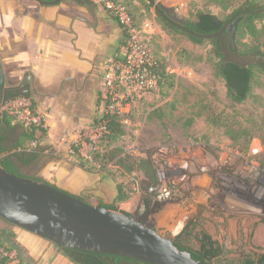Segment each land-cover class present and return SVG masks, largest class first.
Returning <instances> with one entry per match:
<instances>
[{
  "label": "rangeland",
  "instance_id": "rangeland-1",
  "mask_svg": "<svg viewBox=\"0 0 264 264\" xmlns=\"http://www.w3.org/2000/svg\"><path fill=\"white\" fill-rule=\"evenodd\" d=\"M112 1L129 8L137 28L146 31L144 35L154 57L164 62L170 74L175 76L172 88L158 89L132 110L126 117L124 134L112 147L122 150L121 156L130 158L131 162L149 160L152 165L159 147L165 144L188 145L213 158L225 148L228 156L232 157L237 151L244 157L242 162H238L243 171L255 168V165L245 160L251 161L252 156H255L258 173L262 175L264 72L255 70L250 97L244 103L233 104L228 98L225 81L216 76L215 56L211 44H195L185 34L173 33L166 29L153 6H147V0ZM244 1L246 0H158V4L175 12L181 21L195 20L196 13L200 11L211 12L221 19L228 20L235 8ZM258 1L260 6H264V0ZM100 3L104 12L113 17L101 0ZM257 25L262 27L259 21ZM243 44H253L252 38H241V51L246 49ZM227 121L232 122L231 124L244 134V137L236 142L238 145L225 133L223 125ZM24 147H29L28 143ZM39 147L40 141L38 149ZM104 150L102 145L100 152ZM252 150L259 152L254 155ZM22 151H14L12 154ZM35 152L38 153V150ZM17 164L21 175L27 178H41L34 162L28 165L22 162ZM93 166L95 169L88 170L95 176L89 188L80 194L88 203L114 205L117 212L128 213L145 227L155 230L161 237L175 240L177 236H174V233L178 231V221L189 215L187 206L183 205L190 202L195 209L194 217L202 206L206 208L204 226H198L195 232H207L224 248L222 263L240 260L246 255L264 253V211L259 216L252 210L236 205L227 196L229 193L224 191L227 190L226 186L212 187L205 184L200 176L198 183L201 187L195 190L194 200L190 196L185 198L183 203L172 204L152 199L150 204H145L142 184L150 183L152 176L147 175L144 168L138 167L137 171L128 175L122 174L123 171L118 172L112 163L102 166L95 161ZM154 167L155 163L153 169L156 170ZM222 175L228 181V176L223 170ZM233 180L244 189L253 187L255 192H258L261 188L259 180L255 177H239ZM121 183L124 185L126 199L116 202ZM213 212L218 215L213 216ZM3 226L9 231L17 232L14 237L17 249L13 251L15 256L12 264H57L54 261V252H60V249L56 245L0 221V228ZM190 240L185 242V245L198 249L197 240ZM219 263L216 260L213 264Z\"/></svg>",
  "mask_w": 264,
  "mask_h": 264
},
{
  "label": "crops",
  "instance_id": "crops-1",
  "mask_svg": "<svg viewBox=\"0 0 264 264\" xmlns=\"http://www.w3.org/2000/svg\"><path fill=\"white\" fill-rule=\"evenodd\" d=\"M96 2L98 23L94 24L82 6L0 0L3 78L11 86L24 85L30 91L24 95L31 96L47 117L36 170L42 181L76 196L89 188L95 175L78 165L72 146L94 127L105 62L124 43L122 28L104 12L100 0ZM54 253L57 264H67L61 252Z\"/></svg>",
  "mask_w": 264,
  "mask_h": 264
},
{
  "label": "built area",
  "instance_id": "built-area-1",
  "mask_svg": "<svg viewBox=\"0 0 264 264\" xmlns=\"http://www.w3.org/2000/svg\"><path fill=\"white\" fill-rule=\"evenodd\" d=\"M101 2L126 32L123 46L117 54L108 58L104 65L101 78L104 115L121 117L122 123L125 124L126 117L132 110L159 89L160 63L146 41L144 35L146 31L137 28L129 8L112 0H101ZM1 113L3 117L11 118L13 124L23 128H46V115L37 109L33 98L28 95L11 97L1 106ZM106 132L107 123L102 121L82 133L73 144L76 148L73 154L77 161L85 162L87 167L93 166L95 154L101 151ZM38 146L39 141H35L24 151L35 152ZM199 150L188 145L165 144L159 147L154 157L156 183L149 189L152 199L156 202L172 204L183 203L184 199L190 196L194 200L195 190L201 187L198 183L201 176L202 181L212 187L226 186L227 190L224 191L229 193L227 196L232 202L261 216L264 211V169L260 175L259 168L257 169L258 166L255 164L256 157L252 156L251 161L245 159L246 162L255 165V168L243 171L241 170L243 168L238 166V162H242L244 157L237 151L231 157L227 155V150L222 148V153H218V156L213 158ZM258 152L252 150L254 155ZM222 170L228 176V181L222 175ZM239 177L245 179L255 177L259 180L261 188L258 192H255L253 187L244 189L233 180ZM183 206H187L189 215L178 221L177 228L180 229L174 233V236H179L195 212L190 202H186ZM14 256L13 252L0 249V258H7L9 264L14 262Z\"/></svg>",
  "mask_w": 264,
  "mask_h": 264
},
{
  "label": "water",
  "instance_id": "water-1",
  "mask_svg": "<svg viewBox=\"0 0 264 264\" xmlns=\"http://www.w3.org/2000/svg\"><path fill=\"white\" fill-rule=\"evenodd\" d=\"M36 1L44 4L42 0ZM59 2L57 0L53 5ZM147 2L169 24L191 36L201 39L219 38L225 68L227 63H232L242 68L257 66L264 69L263 55L238 53L235 47V27L227 28L226 24L217 34L197 35L186 28V22L181 23L175 12L161 9L158 0ZM79 4L97 24L99 6L96 0H80ZM30 78L27 76L26 82ZM23 87L20 86L21 89ZM15 89L5 81L0 69V120L3 118L1 106L16 95ZM29 93V90H24L19 94ZM1 124L7 129L5 122ZM0 218L61 248L119 256L143 264H205L194 259L188 251L180 250L173 240L161 237L128 213L84 203L44 181L13 175L1 166Z\"/></svg>",
  "mask_w": 264,
  "mask_h": 264
},
{
  "label": "trees",
  "instance_id": "trees-1",
  "mask_svg": "<svg viewBox=\"0 0 264 264\" xmlns=\"http://www.w3.org/2000/svg\"><path fill=\"white\" fill-rule=\"evenodd\" d=\"M143 2L144 0H140ZM148 7L152 6L147 4ZM162 9L165 8L163 5L158 4ZM132 14V13H131ZM158 19L163 24V26L171 30L173 33L185 34L193 43L195 44H205L209 43L213 46V53L215 56V72L216 76L222 78L225 81V86L227 88L228 98L233 104L244 103L252 93V83L255 78V70L258 69L264 72V69L257 66H248L242 68L238 65L227 63L226 68L224 67V56L221 50V41L219 38L215 39H201L191 36L189 33L180 30L171 24H169L162 16L156 13ZM133 16V14H132ZM115 20L116 18L113 17ZM134 18V16H133ZM117 21V20H116ZM257 21L262 23V27L259 28ZM186 22V28L197 35H213L221 32L226 24H232V28L235 27V47L238 49L240 55L248 54H260L264 56V6H260L258 0H246L241 2L237 8L229 16L228 20L221 19L219 16L211 13L200 11L196 13L195 20L184 21ZM118 23V22H117ZM120 26V25H119ZM121 27V26H120ZM123 31V29H122ZM126 36V32L123 31V37ZM249 36L252 38L253 44H243L246 48L244 51L240 50L241 38ZM217 59V60H216ZM160 68L158 73L161 77V83L159 89H164L168 87H173L175 76L170 74L168 68L164 62H160ZM29 96V95H28ZM31 97V96H30ZM34 101V99H33ZM35 103V101H34ZM100 114L96 119L95 125H99L102 121L107 123V132L103 138L102 145L104 146V152H99L95 154V161L99 162L102 166H107L108 164H113L118 172L123 171L122 174L132 175L137 168H144L147 175L152 176L150 183L144 182V203L150 204L152 201V196L149 192L150 187L155 185L156 176L155 169L149 160H142V162H131L130 158L122 157V150L112 147L116 142L119 141L120 137L124 134V124L122 123V118L118 116H108L104 115L105 105L102 101V95L100 98ZM36 106V103H35ZM2 122L7 124V129L2 126ZM230 123V124H229ZM232 122H225L223 127L225 129L226 135L234 141L244 137V134L237 130ZM47 135L46 128H23L20 125L13 124V120L4 116L0 120V166L7 172L25 177L20 174V169L17 162H22L23 164H31L38 157V153L34 152L27 154L24 150L28 147H24L26 143L30 146L35 141H40ZM238 145V144H236ZM23 150L22 153L12 154L14 151ZM75 146H72V150H75ZM29 155V156H27ZM78 165L80 167H87L86 163L78 160ZM264 169V163L262 164ZM95 169L94 166H88L87 170ZM88 170V171H89ZM36 181H42L40 178H30ZM47 183V182H45ZM54 188L59 189L57 186L47 183ZM124 185L119 184L118 196L116 202H123L126 196L123 191ZM61 190V189H59ZM64 191V190H62ZM66 192V191H64ZM68 193V192H66ZM70 194V193H68ZM72 195V194H70ZM84 203H88L82 195H73ZM89 204V203H88ZM100 206L107 207L110 210H117L114 205L100 203ZM0 221L11 225L9 222L2 220ZM202 224V216L198 215L193 220H191L189 226L184 230L185 239L182 241L173 240L174 245L177 246L182 251H188L191 256L205 264H213L214 261L220 262L219 264H264V253L263 254H252L243 256L240 260L233 262L222 263V257L225 255L224 248L219 246L213 241L211 236L205 231L199 232L195 238L201 242V247L199 249H193L185 245V242H190L191 238L194 236L193 232ZM15 233L7 229L0 228V249H4L9 252H13L17 249V244L14 241ZM60 252L63 254L67 264H143L136 260L123 258L119 256H112L106 254H98L89 251H81L74 249L61 248L56 245ZM7 258H0V264H9ZM22 264V263H20ZM54 264V263H53Z\"/></svg>",
  "mask_w": 264,
  "mask_h": 264
},
{
  "label": "flooded vegetation",
  "instance_id": "flooded-vegetation-1",
  "mask_svg": "<svg viewBox=\"0 0 264 264\" xmlns=\"http://www.w3.org/2000/svg\"><path fill=\"white\" fill-rule=\"evenodd\" d=\"M36 1V0H35ZM43 2H44V4H41V3H39L40 4V6H43V7H50V6H60V5H62V4H67V3H69V4H71V5H76V6H82V5H80L79 4V2H80V0H60V2L58 3V4H56V5H53V3L55 2V1H57V0H42ZM70 1H72L71 3H70ZM83 7V6H82ZM184 21H181V23H183ZM227 28H232V24H228V27ZM1 69V68H0ZM14 87H16V89H15V93H16V95L15 96H17V95H21V94H19L21 91L23 92L26 88H25V86L21 89L19 86H14ZM30 92V91H29ZM14 96V95H13ZM13 96H11V97H13ZM199 189H200V187H198ZM199 193V192H198ZM206 208H204L203 206L200 208V211H198V212H196L197 213V216L198 215H201L202 216V224H201V226H204V223H205V218H204V214L206 213ZM228 212H231L230 210H227ZM231 213H233V212H231ZM212 215L213 216H217L218 215V213H212ZM195 217L193 216L192 217V220L194 219ZM232 221V220H231ZM230 221V222H231ZM190 222H191V219L188 221V224L184 227V229L182 230V232L179 234V236H177L176 237V239L175 240H178V241H182L183 239H185V236H184V230L186 229V227L187 226H189V224H190ZM200 232V231H199ZM199 232H195V230H194V232H193V234H194V236L192 237V239H195V240H197V243H198V249L201 247V242L198 240V239H196L195 238V236L199 233ZM207 233V232H206ZM211 236V238L213 239V237H212V235H210ZM213 241L214 242H216L214 239H213ZM216 243H218V242H216ZM194 249V248H193ZM53 264V263H52Z\"/></svg>",
  "mask_w": 264,
  "mask_h": 264
},
{
  "label": "bare ground",
  "instance_id": "bare-ground-1",
  "mask_svg": "<svg viewBox=\"0 0 264 264\" xmlns=\"http://www.w3.org/2000/svg\"><path fill=\"white\" fill-rule=\"evenodd\" d=\"M180 227L177 228V230L179 231Z\"/></svg>",
  "mask_w": 264,
  "mask_h": 264
}]
</instances>
